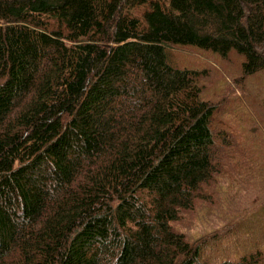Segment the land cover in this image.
<instances>
[{
  "label": "trees",
  "instance_id": "16d2710c",
  "mask_svg": "<svg viewBox=\"0 0 264 264\" xmlns=\"http://www.w3.org/2000/svg\"><path fill=\"white\" fill-rule=\"evenodd\" d=\"M178 50L264 71V0H0V264H204L175 225L237 145Z\"/></svg>",
  "mask_w": 264,
  "mask_h": 264
},
{
  "label": "rangeland",
  "instance_id": "374dc122",
  "mask_svg": "<svg viewBox=\"0 0 264 264\" xmlns=\"http://www.w3.org/2000/svg\"><path fill=\"white\" fill-rule=\"evenodd\" d=\"M173 54L180 67L202 73V97L215 107L212 130L215 134L221 132L227 136L224 137L226 141L237 145V150L229 153L230 148L224 157L228 165L227 176L222 173L218 180L223 179V182L213 185L218 205L215 200L211 207L204 208L202 204L187 213L175 228L184 232L189 240L202 241L197 244H208L203 247L204 264H215L224 257L234 259L250 254L254 249L264 252V225L255 230L241 225L238 229L228 227L219 231L228 224L229 218L241 215V209L255 211L257 223H264V71L245 76L235 58L224 61L187 50ZM236 153L238 156L233 157ZM235 160L242 168L236 178H230ZM223 198L225 202H233L234 212L229 216L220 210Z\"/></svg>",
  "mask_w": 264,
  "mask_h": 264
}]
</instances>
